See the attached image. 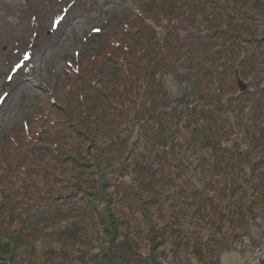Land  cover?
<instances>
[{"label": "rangeland", "instance_id": "rangeland-1", "mask_svg": "<svg viewBox=\"0 0 264 264\" xmlns=\"http://www.w3.org/2000/svg\"><path fill=\"white\" fill-rule=\"evenodd\" d=\"M176 1L178 2L179 0ZM233 1L214 0L208 2L205 6L204 15L193 19V26L187 25L186 27L197 28L195 26V21L197 20L200 25L209 28L207 30V32L210 31L209 36L214 37H209V40H212L215 46L212 48L214 50L211 51L212 55L216 53L224 57L225 54L229 53L234 56L236 60L233 66L236 67L238 65L241 70L244 69L246 74L244 76L241 72L244 81L237 72L236 78L238 75L244 83L246 82L247 87L250 86L252 100L248 98L251 102L248 101V104L252 105L257 99L255 96L264 87V40L261 42L254 40L256 36L264 32V17L261 16L263 22H254V24L245 21L228 22L225 17H220V12L215 2L220 5V9L234 12L237 7H235ZM235 1H237L236 4L246 8L251 7L250 2L252 0ZM150 2L152 0H0V144H7L8 138L11 137L15 139V143H19L21 148L25 149L24 146H27L28 149V139L30 138L28 131L38 132L39 146L41 147H34L33 151L36 149L34 154L28 156L30 173L36 177L46 172L45 180L52 181V191L59 194L57 197L64 201L65 206L72 205L71 207L68 206L67 210L63 207V214H42L35 219L32 226L34 231H29L32 234L30 241L25 242V246L21 245L19 249H16L17 255L30 258L31 264H126L122 256L111 254L110 258V253L106 254L104 249L99 247L100 241L104 239V235L106 236L104 234L105 230L114 235L115 238L113 239L118 243L125 242V238H128L133 244L138 245L137 248H142L143 252L148 248L150 252L154 250L153 253L155 255L165 257L166 264H264V214H260L254 221H247L242 228L236 229V231L233 226H228L227 222L224 221L220 226L224 227L223 238L226 239L230 247L229 249L222 248L216 251L218 253L214 261L213 257L201 261L194 255L193 251L186 252L182 260H177L172 256L173 252L170 244L154 246L155 244L150 239V233L154 225H150L149 220H153L156 224L154 228L159 230L160 227H163V223L166 222L160 217V214L164 212L169 215L171 208L177 210L175 214H179L176 216L182 220L183 229L197 228L194 223V215L197 214L198 210L197 206H190L191 209H189L185 199H172L174 193L170 185L165 184L163 187H159L155 184L158 180L156 168L163 162V159L158 156L154 157L151 154L150 158L144 161V158L140 157L142 151L145 152L144 142L137 145L133 141V137L126 139L128 143L123 146L125 150H116L117 134L121 133V136H123L125 134L124 129L118 130L115 127V132L105 128L100 129L97 137L99 141L95 142V132L98 129L92 125V118L87 120L79 119L83 127V134H68L63 136L61 141L57 140L55 134L57 127L52 128L51 124H47L45 109L48 103L46 102L45 92H48V88H52L61 102L68 100L69 92L63 88L65 86L64 82H67L64 70L66 61L72 55H76L75 53L78 51L96 46V43L92 42L90 46L87 45L95 36L92 35L89 38V32L99 28L103 29V34L106 35L111 30L119 31L123 24V22L119 21L124 18V13L131 15V19L134 18L136 22L138 21L143 29L145 22L138 19V8H144L145 11L147 7L145 5ZM243 2H246L247 5H243ZM153 3L155 2L153 1ZM88 4L91 5L86 7ZM68 5H70V8L68 13H66ZM149 5L153 6L152 3ZM182 6L184 7L180 10L192 12L183 3ZM169 11L170 9L166 7L165 11L159 9L156 11L154 9L148 21L153 22L156 31L153 32L151 29L144 27L140 31L141 35L139 33L136 37L137 41H140V38L143 40L150 39V43L157 40V44L166 46L162 48L156 46L152 50V54L157 53L156 59H160L163 53L167 57L173 55L170 51L172 48L174 49V46L172 45V48L168 47L160 41L164 40L165 32L168 31V27L172 24L164 20V16L165 18L168 17L167 13ZM215 14H219L218 19L215 16L214 19H209L208 21L203 19L204 16L208 18ZM113 16H115L114 22H109V24L112 23V26L106 27V19L113 18ZM157 16L158 18H156ZM173 21L175 23L179 22L178 20ZM156 22H159V24L156 25ZM182 22L187 23L186 21ZM181 26L177 29L178 34L182 31ZM184 31L186 33L182 34L183 39L176 40L179 43L186 40L189 35L187 28H184ZM167 37L173 39L170 36ZM243 54L249 56L248 63L254 64L262 61L261 64L256 66L257 72H254L252 68L250 69L246 61L244 64H242L244 61L238 62ZM156 59H153L154 62L151 65H156L159 68L155 73L156 79L163 84L169 94L170 104L175 107L174 110L166 109L170 117L173 118V122L175 118L176 123V125H172L173 127H167L172 128L171 137L166 143L164 134V137L160 138L162 141L155 144L158 145L157 148L162 153L173 148V145L170 144L173 142V136H175V143L185 142L186 134H188L185 132L187 129H184L186 115L183 116L181 113L187 107L186 99L190 98L192 100L196 98V93L191 81L187 79L189 77L185 79L181 77L190 73L186 71L185 65L180 67V75L178 71H170L171 68L168 65ZM138 63L144 69L150 70V74L152 73L151 68L147 67L149 63L148 57L140 56ZM27 65L32 66L30 73H25ZM234 72L231 69L220 74L219 80L221 85L225 84V89L229 83L233 82ZM92 78L97 80L98 86H103L112 78V75L106 70H104L102 75L86 73V79L91 80ZM80 80H75L77 82L75 84L79 87ZM81 85H83L82 88H85L89 85V81L83 80ZM107 85L114 86L115 83L110 82ZM239 91L233 84L232 95L236 96ZM143 94H136L139 101L140 99L143 100ZM69 97L72 100V96ZM88 97L93 100L91 96ZM112 99L122 101V105L125 108L131 109L125 98L115 95ZM230 99H235L237 103L240 101L239 97ZM229 104L231 105L230 110L234 113L239 114L243 111H240L232 103ZM75 105L76 103L72 101L71 108H73V111L76 110L74 109ZM55 109L58 115L62 114L59 106ZM112 112L117 114L113 120L114 124L117 121L120 122L119 127L124 122L133 119L130 116L133 113L130 115V111L124 113L118 106L112 109ZM251 117H256L254 121H257L258 118L261 121L259 122L261 124L260 128H264V116L256 115ZM252 120L250 118L249 122ZM198 123L202 125L206 123V120L198 117ZM252 125L250 124V126ZM177 128L181 129L180 135L179 133L173 134ZM129 129L131 130L132 128L130 127ZM239 130L240 133L243 132V128ZM182 132L186 134L183 135ZM54 134L58 144L57 148L59 147V149L56 147L55 149L51 145L50 138ZM233 140L238 142L239 146L237 147L242 146L244 150L249 151L250 156L264 159V150L249 149L250 143L238 140L237 137H233ZM12 147L8 145L6 149L14 151ZM4 155L5 159L10 162L12 161L11 157L15 156V153L6 152ZM44 161H46L45 165ZM97 163H100L103 167L108 166L104 168L107 177L105 175L101 176L100 168L97 165L95 166ZM143 165L147 170L142 168ZM239 168L243 170L242 166ZM164 174L165 179L163 182H169L171 175L169 170L167 169ZM250 174L247 179L248 182H242L240 185L243 194H245L246 189L251 192L258 184H264V166L261 168V173L259 172L260 176L250 178L253 177L252 173ZM79 176L88 177L89 181H92L90 187L99 178H105L109 184V191L106 195L108 199L94 203L95 197L91 196L92 191H87L89 184L81 186L87 192L81 191L77 194V197H74V193H70L71 189L67 190L63 184L68 178H72V182L77 181ZM56 177L57 180L53 183V179ZM211 181L213 184L219 182L220 187L225 186V182L222 180ZM151 183H154L152 188L150 186ZM182 184L184 182L179 183L178 186L180 187ZM146 188L153 190L146 191ZM158 190L163 192L162 196L160 194L161 197L156 195ZM208 190L213 192L214 189H207L209 194L211 191ZM155 196L160 199V203L155 201ZM143 198L148 200L147 202L150 205L146 204ZM238 199L243 200L241 197H235L230 201L238 203ZM69 201L72 202L68 204ZM171 201H174L175 204H171ZM195 202L200 204L202 201L197 199ZM134 204L135 206L133 207ZM146 207L151 208H148L151 214H145ZM187 211L188 214L184 215L183 213ZM149 216L152 217L150 218ZM110 218L115 219L113 223H111L112 219L110 220ZM113 225L119 231L116 234L112 228ZM212 232L213 230L207 229L204 237H209ZM1 235L6 236L0 231ZM2 238L4 237H1V240ZM88 248L97 253L92 258L85 259L82 256L83 251ZM128 264H130V261Z\"/></svg>", "mask_w": 264, "mask_h": 264}, {"label": "trees", "instance_id": "trees-1", "mask_svg": "<svg viewBox=\"0 0 264 264\" xmlns=\"http://www.w3.org/2000/svg\"><path fill=\"white\" fill-rule=\"evenodd\" d=\"M210 1L214 0H179L178 2L176 0H152V2L145 5V7L147 6L145 11L144 8H138V19L145 22L144 27L151 29L153 32L156 31L155 25H153V22L148 21L151 12L154 9L156 11L158 9L165 11V7L170 9L167 13L168 17L165 18L164 16V20L172 24L168 27V31L165 32L164 40L160 41L168 47L172 48V45L174 46V49L172 48L170 51L173 55L167 57L163 53L160 59H156L157 53L152 54L151 52L156 46L162 48L165 45L157 44V40L151 41L152 44L150 39L143 40L140 38V41H137L136 37L139 33L141 35L140 31L144 27L142 29L138 21L136 22L134 18L131 19L132 16L129 14L124 13V18L119 21L123 22L122 27L117 32L111 30L106 35L103 34L104 32L101 28L94 31L91 30L89 38L92 35L95 36L87 45L90 46L92 42L96 43V46H91L87 50H80L66 61L64 70L67 82H64L65 86L63 88L69 92L68 95L72 96V100L68 96V100L61 102L52 88H48V92H45L46 102L48 103L45 109V117L47 118V124H51L52 128L57 127L55 134L58 141H61L62 137L68 134H83V127L79 119L87 120L92 118V125L98 129L95 132V142L99 141L97 137L100 129L105 128L112 132H115L116 128L118 130L124 129L125 134L123 136H126L123 139L121 133L117 134L116 150H125L123 146L128 143L126 139L133 137V141L137 145L144 142L145 152L142 151L140 154L144 161L150 158L151 154L154 157L158 156L163 159V162L156 168L158 180L155 184L159 187H163L165 184L170 185L174 193L172 199H185L189 209L192 206H197L198 208L197 214L194 215V223L197 226L195 229H183L182 220L176 216L179 214H175L177 210L172 208L169 210L172 214L169 213L168 215L164 212L160 214V217L166 222L163 223V227H160L159 230L154 228L156 226L155 222L151 219L149 220L150 225H154L150 233V239L155 244L154 246L170 244L173 252L172 256L177 260H182L186 252L193 251L194 255L201 261L210 257H213L214 261L218 253L216 251L222 248L229 249L230 247L226 239L223 238L224 227L220 226L224 221L227 222L228 226H233L236 231V229L242 228L247 221H254L260 214H264V184H258L251 192L246 189L245 194L242 193L240 187L242 182H248L247 179L251 175L250 173L253 176L250 178L260 176L259 172L261 173V168L264 166V159L250 156L249 151L244 150L242 146L237 147L239 146L238 142L233 140V137H237L238 140L250 143L249 149L264 150V128H260L261 124L259 122L261 121L258 118L257 121H254L256 117H251L256 115L264 116V87L255 96L257 98L255 103L252 105L248 104V101L250 102L249 99L252 100V90L249 86L246 90L241 91L237 83L236 72L242 80V73L244 76L246 74L244 69L241 70L238 65L236 67L233 66L236 60L234 56L229 53L225 54L224 57L216 53L212 55L211 51H214L212 48L215 46L212 40L209 39L214 37L209 36L210 31L207 32L209 28L200 25L197 20L195 21L197 28L186 27L187 25L193 26L194 22L192 20L204 15L205 6ZM151 3L153 6L149 5ZM182 3L194 13L180 10L184 7ZM233 3L237 7L236 11L227 12L220 9V5L215 2L221 18L225 17L228 22L245 21L253 24L254 22H263L264 0H252L250 2L251 7L248 8L236 4L237 1L235 0ZM90 5L88 4L86 7ZM243 5H247L246 2H243ZM214 16L218 19L219 14L208 18L204 16L203 19L208 21L209 19H214ZM114 18L115 16L106 19V27L112 26V23L109 24V22H114ZM173 20H178V24ZM168 23L167 25H169ZM158 24L159 22H156V25ZM180 26L182 31L178 34L177 29ZM184 28H187L189 35L186 40L179 43L176 40L183 39L182 34L186 33ZM203 30L205 31L203 32ZM167 36L173 39H169ZM99 38L100 40H98ZM254 40L263 41L264 32L256 36ZM140 56L149 58L147 67L151 68V74L149 73L150 70L144 69L139 65L138 59ZM154 58L168 65L172 72H179L180 67L185 65L186 71L190 73L181 77L183 79L189 77L187 79L191 81L196 93V98L192 100L190 98L186 99L187 107L181 113L183 116L186 115L184 129H187L185 132L188 134L182 132L183 135L186 134L185 142L177 144L174 142L175 136H173V142L170 143L173 148L162 153L161 150H158V145L155 144L162 141L160 138H163L164 134L166 143L171 137L172 128L167 127L176 125V123L175 118L173 122V118L170 117L166 109L174 110L175 107L170 104L169 94L163 84L156 79L155 73L159 68L156 65L151 66ZM248 59L249 56L243 54L238 62L244 61L242 63L244 64L246 61L248 63ZM261 62H255L254 64L249 62L248 67L257 72L256 66L261 64ZM231 69L235 71L234 79L225 89V84L221 85L219 76L221 73ZM104 70L112 75V78L106 83L114 82V86L107 84L98 86L95 78L86 79V73L102 75ZM30 71L31 67L28 66L26 72L30 73ZM179 74L181 75L180 72ZM78 79H81L79 81L80 87L76 85L77 82L75 80ZM83 80L89 81V85L85 88H82L83 85H81ZM99 81L104 82L103 80ZM233 84L237 91L240 90L236 96L232 95ZM137 93H144L143 100L140 99L139 101L138 97H136ZM115 95L125 98L131 109L125 108L122 105V101L112 99ZM88 96H91L93 100ZM229 97H235L236 99L239 97L240 101L237 103L235 99H230ZM258 98L260 99L258 100ZM72 101L76 103L74 106L75 111L71 108ZM229 103L243 111L239 114L234 113L230 110L231 105ZM58 106L62 110L61 115H58L55 109ZM117 106L124 113H128V111H130L129 115L133 113V115H130L133 119L126 121L127 123L124 122L120 127V122L117 121L114 124L113 120L117 114L112 112V109ZM198 117L204 118L206 123L199 125ZM250 118L253 119L251 122H249ZM250 124L253 125L250 126ZM25 126L27 127V125ZM130 127L132 128L131 130L129 129ZM240 128H243L242 133H240ZM180 131L181 129L177 128L173 134L179 133L180 135ZM55 134L50 138V141L51 145L57 148L58 144ZM166 134L168 135L166 136ZM28 135L30 136L28 149L27 146H24L25 149L21 148L19 143H15V139L11 137L8 138L7 144H0V231L6 234V236H0V264H31L30 258L18 256L16 249H19L21 245L25 246V242L30 241L32 234L29 231H34L32 226L35 219L42 214H63V207L67 210L69 206H65L64 201L57 197L59 194L52 191V181L45 180L46 172L36 177L31 175L28 156L34 154L36 150L33 151L34 147H38L40 143L38 132L28 131ZM8 145L13 146L14 151L6 149ZM6 152L15 153V156L11 157L12 161L8 162L5 159L4 154ZM45 164L46 161H44ZM96 165L100 168L101 176H106L104 168L108 166L103 167L100 163ZM241 166L243 170H240L239 167ZM142 168L147 170L144 165ZM167 169L171 174L169 182H163L165 179L164 172ZM77 179L79 180L72 182V178H68L63 184L67 190L71 189L70 193H74V197H77V194L81 191H86L81 186L89 184L87 191H92L91 196L95 197L94 203L108 199L106 195L109 191V184L105 178L95 179L96 182H93L91 187L92 181H89L88 177L79 176ZM56 180L57 177L53 179V183ZM211 180H222L225 182V186L220 187L219 182L213 184ZM181 182H184V184L179 187L178 184ZM150 186L152 188L154 183H151ZM207 189H214L213 192L208 190L211 191L209 193L211 195L207 193ZM145 190L152 191L153 189L146 188ZM162 193L158 190L156 195L161 197ZM157 196H155V201L160 203L161 201L156 198ZM235 197H241L243 200H236L238 203L230 201ZM197 199H201L202 202L200 204L196 203L195 200ZM143 201L149 204L148 200L144 198ZM71 202L69 201L68 204ZM171 204H175L174 201H171ZM148 208L150 207L145 208L146 215L148 213L151 214ZM183 214L187 215L188 211ZM149 217L151 218L152 216ZM114 220L112 219L111 223ZM112 228L115 234L119 232L114 225ZM207 229H211L213 232L209 237L205 238L204 233ZM104 234L106 236L104 235V239L100 241L99 247L103 248L106 254L110 253V258L111 254L122 256L126 264L129 261L130 264L167 263L165 257L155 255L153 253L154 250L150 252L149 248L143 252L142 248H137L138 245L133 244L128 238H125L126 243L124 241L118 243L113 239L115 236L110 234L108 230H105ZM1 237L4 238L1 240ZM96 253L88 248L83 251L82 256L85 259L92 258Z\"/></svg>", "mask_w": 264, "mask_h": 264}, {"label": "water", "instance_id": "water-1", "mask_svg": "<svg viewBox=\"0 0 264 264\" xmlns=\"http://www.w3.org/2000/svg\"><path fill=\"white\" fill-rule=\"evenodd\" d=\"M237 83L240 86L241 91H244L247 86L246 84L241 80V78L237 75Z\"/></svg>", "mask_w": 264, "mask_h": 264}]
</instances>
